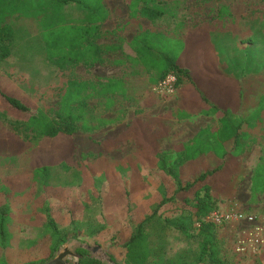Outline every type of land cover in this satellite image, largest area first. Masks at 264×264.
<instances>
[{
  "label": "rangeland",
  "instance_id": "1",
  "mask_svg": "<svg viewBox=\"0 0 264 264\" xmlns=\"http://www.w3.org/2000/svg\"><path fill=\"white\" fill-rule=\"evenodd\" d=\"M61 2L65 5H56L59 13L51 29L42 27L45 14L38 15L41 20L18 13L5 19L14 27L15 38L11 57L0 62V206L8 210L7 246L0 243V263L46 262L54 226L66 239L53 257L66 251L65 264H83L85 258L96 264H125V244L133 225L175 189L157 161L141 155L150 144L153 118L157 113L171 114L179 91L157 94L153 72L135 62L130 42L139 26L174 37L189 32L215 36L216 51H224L218 58L221 71L237 79L243 89L241 106L235 103L229 110L247 138L238 157L228 160L223 175L209 179L212 195L219 205L237 200L264 228V192L251 191L257 167L264 175V109L258 110L264 95V53L251 61L237 53H244L245 46L264 50L255 47V38H248L264 33V0H91L90 7L75 0ZM132 2L136 9L149 2L165 12L153 19L134 15ZM87 23H100L92 36L102 47L100 61L91 64L79 62L86 40L78 30ZM108 79L123 81L127 87L109 96L110 106L107 98L92 95L68 109L78 117L79 145L73 144L71 135H41L39 127L29 122L39 112L53 117L67 81V88L73 89L72 80L95 85ZM6 96L16 98L26 110L15 108ZM170 122L184 126L188 135L198 128L215 131L219 126L215 115L203 113ZM87 127L97 131L107 127L108 134L104 131L90 139ZM108 135L114 141L103 140ZM166 153L171 156L175 151ZM177 210L164 204L158 219L174 216ZM160 224L161 220L154 222L149 236L164 239L165 257L183 249L187 259L193 258L196 242L171 229L162 234ZM237 229L227 224L218 230L231 264H264V246L253 253L236 251Z\"/></svg>",
  "mask_w": 264,
  "mask_h": 264
},
{
  "label": "trees",
  "instance_id": "2",
  "mask_svg": "<svg viewBox=\"0 0 264 264\" xmlns=\"http://www.w3.org/2000/svg\"><path fill=\"white\" fill-rule=\"evenodd\" d=\"M61 1L67 0H0V12L6 8L0 15V62L11 57L12 44L15 38L14 27L5 22V19L15 13L34 15L36 18L39 17V14H45L42 27L43 29H51L56 24L55 16L59 13L56 5H65ZM75 1L84 2L87 3V6H91V0ZM131 6L134 15L138 12L152 19L165 12L162 7L149 2H144L138 9L135 8L133 2ZM49 9L52 12H48ZM30 10L32 12L27 13ZM105 17L106 14L101 21H104ZM41 19L39 17V20ZM99 27L100 23H87L85 27H79L78 36L84 37L86 40L81 50L83 59L79 62L91 64L100 61L99 56L102 47L92 39ZM202 34L209 40L211 47L208 50L201 45ZM202 34L189 32L187 36L174 37L139 26L131 39L130 47L134 53L133 58L136 63L153 72L152 81H159L166 74L173 73L176 76V88L187 87L192 90L196 101L189 107L177 108L178 115L186 116L194 111L208 112L217 116L219 126L215 131H211L207 127L201 128L190 141L176 146L174 148L176 156L172 161L168 158L167 153L157 152V167L174 182L175 189L171 194L162 196L157 204L151 208V211L133 225L125 244V264H231L230 254H227L224 241L218 238V230L227 224L217 225L206 220L209 212L220 206L212 195L209 179L223 175L228 167V160L238 157L244 149L247 135L241 130L232 111L209 102V98L203 91L204 86L198 84L191 70L180 62L182 55L189 56L192 49L197 57H202V61H205L209 55L220 58L224 54V51L220 53L216 51L217 48L212 42L214 35L211 32ZM248 38L256 39L255 47L261 49L264 46L263 32H256ZM243 41L240 39L238 42L243 44ZM243 50L245 52L240 53L242 50H239L238 55L249 61L255 60L257 57L260 59L261 56L258 53H264V50H255L253 46L248 48L245 46ZM232 79L236 84L234 85V94L237 95L241 106L244 98L243 89L237 79L233 77ZM72 81L74 82L73 89L67 88L69 82L67 81L61 95L60 109L53 117H48L42 112L29 117V122L39 127L41 135L56 136L58 133L72 135L77 129L78 117L68 110L71 104L75 102L80 104L82 101L85 102L89 96L97 95L107 98V105L110 106L109 96L115 92H124L127 89L123 81L117 79H108L105 83L95 85H91L87 81ZM88 88L91 92L84 93V90ZM6 99L15 108L26 110V107L16 98L6 96ZM263 99L264 95L260 97L258 110L264 109ZM104 121L106 120H101V122ZM94 128L87 127L85 129L92 131L95 130ZM260 169L261 166L257 167L251 181L253 194L264 192V175L260 174ZM164 204L175 206L178 210L174 216L158 219L160 217L159 208ZM7 213L6 205H1L0 243L3 247L7 246L5 242L7 239L5 229ZM156 220H161L160 230L162 234H164V230L171 229L180 233L185 239L196 242L197 250L193 258L187 259L186 251L183 249L176 252V256L165 257L164 239L159 238L154 241L149 236V229L153 228ZM51 237L54 243L48 248V254L44 261L51 259L59 245L66 239V235H61L58 228L54 226ZM0 264L8 263L4 261ZM83 264L96 263L85 258Z\"/></svg>",
  "mask_w": 264,
  "mask_h": 264
},
{
  "label": "crops",
  "instance_id": "3",
  "mask_svg": "<svg viewBox=\"0 0 264 264\" xmlns=\"http://www.w3.org/2000/svg\"><path fill=\"white\" fill-rule=\"evenodd\" d=\"M202 34V33H198ZM201 45L202 47H205L206 50H208L211 46L209 45V40H207L205 35H201ZM210 54V53H209ZM202 57H197L195 51L192 49V52L189 56H183L180 58V62L182 65L187 66L191 72L193 73V76L197 80L198 84L201 86H204V94L209 98V102L213 103L215 105H218L222 108L231 109L235 103L239 104V99L237 98V95L234 94L235 86L234 80L231 76L225 75L218 63V58L214 55H209V57H206L205 61L201 60ZM238 87V86H237ZM179 91V100L178 104L176 105L175 109L170 113L163 114V113H157L152 122L153 125H155V128L153 131H151L152 137L150 140V144L147 146L146 152H144L141 155L146 156V158H153L158 163V157L157 152H168V151H174V148L176 146H179L180 144H184L188 141H190L193 136L201 129L198 128L196 131L192 133V135H188V131L184 126H177L172 124L170 121L173 119L179 120V119H187L191 117L194 114L197 113H203V114H211L201 111H194L192 113H189L186 116H180L177 114V108H183V107H189L192 105L196 98L193 96L192 90L188 89L187 87H180L178 88ZM214 115V114H213ZM216 116V115H215ZM217 118V116H216ZM218 119V118H217ZM138 123V121H137ZM204 128V127H202ZM107 130V127L103 128L100 131L92 130L88 131L87 136H91V138L96 139L97 134H101L104 131ZM108 134V132L106 131ZM71 138L73 140V144L79 145L81 138L76 136V132H74L71 135ZM113 137L108 135L103 140L108 139L114 141L112 139ZM86 141V139H84ZM102 140V141H103ZM88 143H92L89 141ZM168 158L172 161L175 158V153L168 154ZM166 176V175H164ZM167 177V176H166ZM168 178V177H167ZM73 226V225H72ZM110 229V226L107 227Z\"/></svg>",
  "mask_w": 264,
  "mask_h": 264
},
{
  "label": "built area",
  "instance_id": "4",
  "mask_svg": "<svg viewBox=\"0 0 264 264\" xmlns=\"http://www.w3.org/2000/svg\"><path fill=\"white\" fill-rule=\"evenodd\" d=\"M175 83L176 76L168 73L154 85V91L162 96L173 94L176 89ZM206 220L217 225L229 224L237 227L235 246L240 254L253 253L258 247L264 246V228L259 226L257 216L246 212L237 200L210 211Z\"/></svg>",
  "mask_w": 264,
  "mask_h": 264
},
{
  "label": "water",
  "instance_id": "5",
  "mask_svg": "<svg viewBox=\"0 0 264 264\" xmlns=\"http://www.w3.org/2000/svg\"><path fill=\"white\" fill-rule=\"evenodd\" d=\"M68 253L66 251L58 253L55 257L52 259L42 263V264H65L64 257Z\"/></svg>",
  "mask_w": 264,
  "mask_h": 264
}]
</instances>
